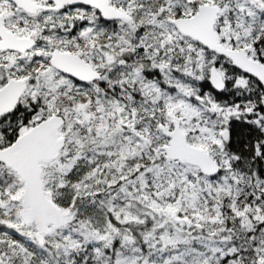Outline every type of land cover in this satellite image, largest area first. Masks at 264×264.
I'll list each match as a JSON object with an SVG mask.
<instances>
[{
	"label": "snow or ice",
	"instance_id": "obj_1",
	"mask_svg": "<svg viewBox=\"0 0 264 264\" xmlns=\"http://www.w3.org/2000/svg\"><path fill=\"white\" fill-rule=\"evenodd\" d=\"M0 264H264V0H0Z\"/></svg>",
	"mask_w": 264,
	"mask_h": 264
}]
</instances>
